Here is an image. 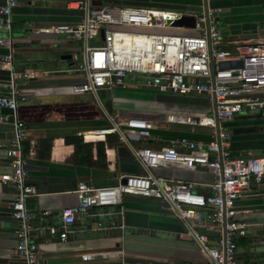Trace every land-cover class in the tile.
I'll return each mask as SVG.
<instances>
[{
	"label": "built area",
	"instance_id": "1",
	"mask_svg": "<svg viewBox=\"0 0 264 264\" xmlns=\"http://www.w3.org/2000/svg\"><path fill=\"white\" fill-rule=\"evenodd\" d=\"M199 1L197 11L191 12L109 5L92 7L90 0H78L70 3V8L81 13L77 24L52 25L40 30L41 33L68 35L79 42V59L73 71L82 77V81L70 87L71 93L92 96L105 121L93 135L114 136L141 170L136 175H118L111 186L77 183L74 190L77 204L60 209L55 223L48 221L49 211L31 212L24 207L25 198L36 196V191L26 182L27 158L22 150L26 130L15 116L17 103L23 102L24 97L15 83L16 80L35 78L36 73L12 71L10 13L16 3L15 0L4 1L0 7V31L6 35L0 36V47L6 48L7 54L0 58V68L9 71V83L7 91L0 95V108L12 111V137L6 146L0 143L7 169L0 175V183L15 190L9 210L16 224L14 252L19 264H37L36 245L32 240L35 232L44 231L47 236L64 241L74 233L72 226L77 218L83 223L96 220L93 228L85 224L81 231L108 230L110 226L102 218L112 215L111 210L116 206L119 207L116 214L121 215L123 195L162 202L165 210L179 222L184 239L195 245L202 264H235V241L245 236L247 226L236 218L234 201L248 192L250 184L261 182L264 158L241 153L233 155L231 133L223 130L221 124L242 113L264 116V37L249 40L222 37L216 27L222 9L210 4L224 0ZM183 16H193L192 28L173 26ZM165 30L189 35L160 32ZM219 63H226V68L220 69ZM139 78L145 79L141 86ZM128 84L137 89H151L159 95L202 98L211 107L209 115L197 119L166 115L161 122L209 128L212 130L209 140L152 138L150 133L156 129L152 120L108 112L98 93L112 87L125 88ZM6 118V115H0V122H5ZM150 141L157 145L148 146ZM138 142L145 145L136 146ZM160 167L204 168L211 176V182L206 185L207 192L193 191V182L154 175L153 170ZM199 230L213 232L215 238L210 239ZM109 254H83L79 259L88 262ZM114 254L120 255L121 251Z\"/></svg>",
	"mask_w": 264,
	"mask_h": 264
},
{
	"label": "crops",
	"instance_id": "2",
	"mask_svg": "<svg viewBox=\"0 0 264 264\" xmlns=\"http://www.w3.org/2000/svg\"><path fill=\"white\" fill-rule=\"evenodd\" d=\"M4 1L0 0V7ZM75 1L78 0H15L16 5L10 13V40L15 56L12 66L23 64L25 72L36 73L35 78L15 83L24 97L23 102L17 103L15 116L26 130V139L22 143L27 158L26 182L36 191V196L25 198L24 207L31 212L49 211L51 223L56 222L60 209L77 204L74 194L77 183L106 187L111 186L118 175L141 172L131 154L116 142L114 136L93 135L105 121L92 96L71 93L70 87L82 81V77L73 71L74 63L79 59V42L68 35L40 32L52 25L77 24L81 13L70 8V3ZM199 3V0H90L92 7L153 8L156 5L170 11L191 12L197 11ZM210 5L222 9L216 22L225 25L264 22V0H224ZM228 37L231 36L227 34L224 38ZM222 48L226 49L227 45ZM6 54L7 49L0 47V58ZM137 93L139 96L146 94V97L153 94L151 89H137L128 84L125 88L102 90L98 95L105 98L103 105L110 113L146 117V111L122 103L125 98H139L131 96ZM160 96L170 99L160 102L170 111L180 110L181 102L198 99ZM221 126L229 132L232 128L253 127L252 133L231 134L230 151L233 155L241 153L264 158V126L257 129L245 116H237ZM152 132V138L163 141L177 137L191 139L190 136L195 135L171 130L167 124L160 133L156 129ZM11 137L10 128H0L3 146ZM156 145L153 141L148 144L150 147ZM6 171L4 151L0 148V175ZM153 174L169 180L193 182V191L197 193H206V185L211 182L210 174L200 167L194 170L160 167L153 170ZM14 195L11 186L0 183V264H19L14 252L16 224L9 210ZM121 203L120 216L116 214L119 211L116 206L111 210L112 215L102 218L110 226L108 230L81 231L86 225L93 228L96 220L83 223L77 218L72 226L74 233L64 241L49 237L44 231L32 234L37 264H202L195 245L184 239L179 222L165 210L162 202L123 195ZM234 208L236 218L247 226L245 236L236 240V246L243 244L244 247L242 254L236 247L235 264H264V177L259 184H250L248 192L234 201ZM199 231L210 239L215 238L213 232ZM117 251L121 254H114ZM96 253L110 254L88 262L79 259V255Z\"/></svg>",
	"mask_w": 264,
	"mask_h": 264
},
{
	"label": "rangeland",
	"instance_id": "3",
	"mask_svg": "<svg viewBox=\"0 0 264 264\" xmlns=\"http://www.w3.org/2000/svg\"><path fill=\"white\" fill-rule=\"evenodd\" d=\"M152 8V7H150ZM153 9H157V10H166L168 8L164 7V6H154ZM225 24L216 22V27L218 28L219 32L221 33L222 37H225L228 33H227V29H226ZM132 30V29H131ZM138 31V30H136ZM145 31H149V30H145ZM162 33H166L169 35H177V36H182V35H189L185 32H181V31H177V30H165V31H160ZM89 46H91V43H88ZM74 65H77V62L74 63ZM145 79L143 78H139L138 79V83L140 84V86L142 84H144ZM149 90V89H148ZM153 92L152 95H150L149 97H146V94H142L141 96L140 93H137L136 95H131L132 97L138 96L139 98L136 99H129V98H125L122 103L123 104H127V105H131L133 107H138L140 110L142 109L143 111H147L148 113H153L156 116H160V118H164L166 115H188L191 116L194 119H197L198 117L201 116H207L211 113V107L207 104V103H202V104H195V103H179V107L180 110L177 111H170V108H168V106H162L160 105V108H156V110H152V105L151 103H155V96L158 95L156 94L153 90H151ZM150 92V91H149ZM142 97V98H140ZM102 104L103 102L105 103V98H103L102 96H99ZM148 98V99H147ZM198 99L200 97H197ZM151 99H154L153 101H151ZM201 100H203L202 98H200ZM145 100V101H144ZM144 101V102H143ZM158 103V102H157ZM187 109V110H186ZM111 114H115L116 113H111ZM239 116H245L248 117V119L252 120L255 127H257V129H259L260 127L264 126V116H256V113H242ZM160 118H155L152 120L155 124H156V130L159 131V133L162 131V129H164L166 127V124H164L163 122H161ZM167 127L171 130H176V131H186V132H191L195 135H198L201 139L203 137H208L209 134L212 132L211 129L206 128V127H189V126H181V125H167ZM221 128L223 130H226V127L221 126ZM154 133V132H152ZM231 136V135H230ZM200 141V139H198ZM237 248H239V253L242 254L243 251V244H238L236 246ZM241 257V255L239 256Z\"/></svg>",
	"mask_w": 264,
	"mask_h": 264
},
{
	"label": "water",
	"instance_id": "4",
	"mask_svg": "<svg viewBox=\"0 0 264 264\" xmlns=\"http://www.w3.org/2000/svg\"><path fill=\"white\" fill-rule=\"evenodd\" d=\"M194 24L193 16H183L179 21L173 23L175 27H184V28H192ZM227 33L232 37H237L238 39H255L264 37V22H244V23H234L228 24L226 26ZM3 32V31H0ZM5 35L6 33L3 32ZM1 35L0 36H5ZM63 58H69V56H64ZM15 56L11 54V60L13 61ZM240 63L237 62V66ZM219 68H226V63H219ZM12 71L14 73H22L24 71V65H13ZM9 71L0 68V95L4 94L7 90L6 87L9 83ZM19 81V80H16ZM159 103V102H158ZM161 104V103H160ZM0 115H6L5 123H0L1 127H8L12 130V111L6 108H0ZM254 131L253 127H238L232 128L230 133L232 135L243 134V133H252ZM214 132L217 135L218 132V123L214 121Z\"/></svg>",
	"mask_w": 264,
	"mask_h": 264
},
{
	"label": "trees",
	"instance_id": "5",
	"mask_svg": "<svg viewBox=\"0 0 264 264\" xmlns=\"http://www.w3.org/2000/svg\"><path fill=\"white\" fill-rule=\"evenodd\" d=\"M155 103H151V105H152V110H156V108H160V102H164V101H167V100H170L169 98H165V97H163V96H160L159 94L158 95H156L155 97ZM151 101H153V99H151ZM154 102V101H153ZM157 102H159V103H157ZM189 102L190 103H196V104H202V103H206L205 101H203V100H199V99H193V100H189ZM146 113H147V115H146V117H141V118H144V119H148V120H153L154 119V116H155V118H160V116H156V115H154L153 113H148L147 111H146ZM131 117H137V116H131ZM160 119H162V118H160ZM157 133H159V131H157ZM190 138L191 139H193V140H198V139H200V141H208L209 140V137H203L202 139L198 136V135H193V136H190ZM199 141V140H198ZM235 245H236V241H235Z\"/></svg>",
	"mask_w": 264,
	"mask_h": 264
}]
</instances>
